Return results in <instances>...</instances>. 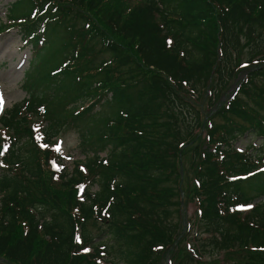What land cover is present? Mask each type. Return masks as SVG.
Wrapping results in <instances>:
<instances>
[{"label":"trees","instance_id":"1","mask_svg":"<svg viewBox=\"0 0 264 264\" xmlns=\"http://www.w3.org/2000/svg\"><path fill=\"white\" fill-rule=\"evenodd\" d=\"M12 21L45 91L0 118V264H202L209 248L264 264V85L226 92L237 32L260 39L264 82V0H16ZM66 126L91 153L72 173L42 147Z\"/></svg>","mask_w":264,"mask_h":264},{"label":"rangeland","instance_id":"2","mask_svg":"<svg viewBox=\"0 0 264 264\" xmlns=\"http://www.w3.org/2000/svg\"><path fill=\"white\" fill-rule=\"evenodd\" d=\"M16 0H0V117L7 110L12 108L16 103H20L23 100H27L32 93H42L45 90L41 89V86L37 85V89L34 87L31 88V84L35 82L34 78H32V70L37 66L41 68L44 66V60L33 58L32 47L28 46L27 43L22 41L21 31L19 30L15 21L7 22L8 8L11 6V3ZM159 21L160 18L157 17ZM19 23V22H17ZM255 37V36H254ZM237 38L239 41L238 49L239 52L235 59H237L236 66L240 67L239 71L236 74V77L232 80L230 84L231 88H229L227 94L233 95L235 99L237 95H244L241 92L243 85L245 86L247 92L251 95H257L256 92H260L258 88V84L263 86L264 82L259 76H254L252 78L253 73L258 72L256 69H251L254 65V62H250L253 59L251 57L254 53V47H256L259 43V38L255 40H250L245 33L237 32ZM258 41V42H257ZM102 56V55H101ZM104 57H100V60ZM99 60V61H100ZM250 83V84H249ZM249 84L248 86H246ZM27 87V88H26ZM214 88V87H213ZM34 91V92H33ZM37 91V92H36ZM212 87L208 86H200V89L195 91V95L202 94L201 99H206V105L204 107V111L209 113L212 110V101L214 95L212 93ZM40 95V94H39ZM227 97V96H226ZM62 107H65L63 104ZM52 109V108H51ZM62 109H55V116H62ZM219 112V109H216L212 112L211 117H215ZM210 117V114H208ZM36 116L32 119L34 120ZM215 120H221L219 118ZM208 122H212L208 118ZM41 123L43 125H48V122H45L44 119H41ZM7 128L3 127L0 124V138L7 136ZM36 130L38 134L41 135V139L43 140V136L41 134V126L37 125ZM263 140L261 138H253V136L246 135L243 140L236 143V146L241 151H245L248 146H252L253 154H257L259 152L260 147H263ZM81 139L80 134L75 128H70L66 126L62 129L60 134L56 139L51 141L49 144L43 142L42 147L45 150H50L51 148H55V145L58 149L59 154L63 157V165L68 169V173H72L75 163L77 161L86 160L91 153L84 152L81 147ZM252 150V149H251ZM250 150V151H251ZM251 152V153H252ZM108 152L101 153V157L107 156ZM97 189V186L94 187V190ZM260 201V200H259ZM258 201V202H259ZM250 208V207H249ZM249 209H244V211H248ZM188 214L190 216L195 215V206L192 204L187 208ZM184 248L188 246L195 247L194 241H190L188 243L182 245ZM245 251L240 252H228L225 250H213L208 249L206 253L201 255L203 258L200 263L202 264H247L245 260ZM170 260H165L164 264H168Z\"/></svg>","mask_w":264,"mask_h":264}]
</instances>
